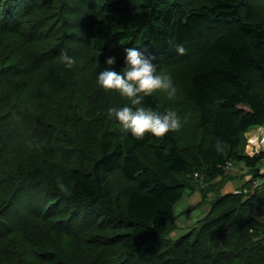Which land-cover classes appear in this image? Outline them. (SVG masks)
<instances>
[{"label":"trees","instance_id":"trees-1","mask_svg":"<svg viewBox=\"0 0 264 264\" xmlns=\"http://www.w3.org/2000/svg\"><path fill=\"white\" fill-rule=\"evenodd\" d=\"M76 1L86 10L88 3L93 2L91 7L96 3ZM200 2L177 10L161 0H101L97 9L90 11L93 14L86 29L80 30L85 35L81 49L88 48L95 56L88 77L93 84L108 56L116 57L111 67L122 70L127 45L146 56L176 62L177 44L196 45L195 34L201 26L222 24L196 46L192 76L185 85L186 97L197 109L199 132L208 137L197 144L193 156H187L176 131L163 137L146 133L143 139H136L115 119L106 122V115L101 114L107 110L96 104L91 89L84 90V97L67 100L75 77L74 70L62 63L61 53L76 54L78 29H83L85 19L78 7H66L63 0H0V125L12 121L27 133V138L20 140L19 133L0 129V167L4 173L23 175L31 183L12 193L14 186L24 184L0 181L12 190L4 197L13 194L9 200L0 198V259L15 242L14 236L37 234L41 239L53 231L49 229L55 226L52 217L60 211L56 209L60 196L64 197L60 194H65L77 210L84 208L87 217L78 221V229L72 220L75 237L80 240L82 234L85 240H112L118 244L117 252L129 255L127 264H264V223L251 214L239 215V207L245 210V204H237L241 193L222 197L217 192L205 219L176 239L167 237L176 228L171 220L175 205L187 189L195 188L190 180L194 173L215 179L226 175L223 166L231 162L250 170L249 184L262 176L257 167L264 152L246 154L242 143L244 133L264 125V94L256 89L257 83L264 85V24L251 20L250 0ZM125 8L130 9L122 13L128 16L123 27L108 28L109 10ZM66 9V19L71 13L75 20L68 24L67 32L55 30L52 21L61 19ZM191 52L182 57L193 55ZM142 106L165 111L152 95L144 97ZM91 121L99 126L85 127ZM57 132L65 134L67 146L63 147L77 154H82L81 139L94 137L95 148L89 150L90 158L82 167L63 163L51 136ZM218 144L226 147L217 151ZM112 176L120 180L113 184ZM0 193H5L1 187ZM251 199H256L251 201L253 206L264 202V195L253 194ZM226 200L236 205L226 207ZM96 212L111 219L113 226L100 233L91 230L89 219L97 221ZM42 242H38L40 246ZM112 254L110 246L101 245L94 264H110ZM9 257L4 256L5 260ZM24 257L22 260L27 259L26 254Z\"/></svg>","mask_w":264,"mask_h":264},{"label":"rangeland","instance_id":"rangeland-1","mask_svg":"<svg viewBox=\"0 0 264 264\" xmlns=\"http://www.w3.org/2000/svg\"><path fill=\"white\" fill-rule=\"evenodd\" d=\"M100 1L101 0L95 1L96 2L94 5L95 7H91L89 5V4H92L93 2L88 3L87 10L85 7L81 6L80 2L76 0H63L62 4L64 5L66 4V7L76 6L78 7V9H80V11H82V13L81 12L80 13L82 17H84L85 19L81 23V25H83L82 26L83 29L82 28L78 29L80 31V30L86 29L85 26L87 25V22L90 23V20L88 19V17H91L93 14V12H90V11H92L94 8L97 9V6L98 4H100ZM161 1L163 3L175 6L177 10L179 9L182 10L184 8L197 6L201 3L200 2L201 0H161ZM250 4L252 7V14H253L251 20L259 21L262 24H264V0H250ZM59 6H62V5H59ZM59 6H58V10L61 11ZM127 9H130V8H127ZM127 9L126 8L123 10L118 9L117 11L109 10L110 20L107 23L108 28L114 29V30L121 29L123 27V21L126 18H128L127 14L122 15V13ZM50 13H53V11H50ZM68 13H69V9L68 10L66 9L64 10L63 16L61 19H59L58 21L56 19L55 22L52 21V24L55 30H62L64 32H67L68 24H70L72 21L75 20V19L72 20L73 16L71 13L69 15V18L66 19V16ZM221 28H222L221 23H213L211 25L209 24V25L201 26L198 32L195 34V37L197 38V41L195 42L196 45L192 44L190 46H185L187 52L192 50L191 53H193V55L191 54L190 56H186L184 58L182 57V55L178 54L176 55V58H177L176 62L175 61L167 62L165 58L163 59L161 56H158V55L154 57L153 62L157 65V71L167 73L172 77L174 86L176 88V93L174 96L169 97L166 94V92L157 90L151 95L155 99H157L159 105L165 111L169 108H173L177 110L178 114L180 115L181 121H182V127L178 131H176V134H178L179 136V139L182 145V151H184L187 156L188 155L193 156V154L196 153L195 151L197 148V144L203 143V141H206L208 137L202 136L201 132H199L200 128L195 121L197 109H195L194 105L192 104V101H190L186 97L185 85L190 81V78L192 76L191 69L194 66V55H195L194 52H196L195 51L196 46L197 45L200 46L202 41L205 38H207L210 33H213L214 30H220ZM78 36L80 37H78L79 38L78 47L75 49L76 54L72 55L73 57H75L76 63L71 68L72 71L74 70L73 77H75V81L73 83H75V85H73L74 89L71 90V93H68V95L66 96L67 100H71V98L84 97L83 95L84 90H87L89 92L88 89H91V92L93 93L91 97L93 98V100H95L97 105L102 106V108L104 107L103 109L104 111H106L109 107H113V106L121 107L125 104H130V100L127 97L121 96L119 92H113V90H105L101 86H99L97 83L93 82L92 84L88 80L89 68H90L89 65L95 56L93 57L92 55H90L92 52L91 51L88 52L87 51L89 50L88 48L86 50L81 49L83 43L85 42L84 33L81 32L80 35ZM73 45H75V43H73ZM127 48H130V46L127 45ZM179 58L183 60H178ZM76 83H81V86ZM256 89L259 90L262 94H264V85L261 82L256 84ZM101 115H104V116L106 115L105 117L106 122L110 120V118L107 115V112ZM11 122L12 121H6L7 126L0 125V129H8V130L10 129L9 131L17 135L19 133L21 137L20 140H23V138H27L25 136L27 133L21 128V126L17 125V127H14L11 124ZM94 123L95 122H92V121L90 123H86L85 127L88 125L89 127L92 126L91 128H93L95 125L99 126L97 122L96 124ZM10 127L11 128L14 127V128L11 129ZM259 127L261 128H255L253 130L250 129L249 131L244 133V142L242 143V151L244 153L250 154V155L257 153L256 151L257 149L255 150L256 146L251 145L249 141L252 138H256L257 141H260L261 136L264 134V125L259 126ZM17 128H19V130H17ZM48 133L52 134L51 131ZM60 133L58 132L53 133V135L51 136L54 138V142L56 143L57 147H59L58 152L61 156L63 163L72 168L82 167L83 162L88 161L90 158L89 153H88L89 150L95 148V140H93L94 137L91 138L90 136L91 139L82 138L80 146H79L80 152L82 154H77L74 151H71V152L67 151L68 150L67 147L65 148L63 147V146H67V144H64L63 142V138L65 134L60 135ZM95 133L93 134L90 133V134L93 136ZM82 135L84 136L85 134H82ZM76 144L78 145V143ZM11 146H12V149H14V145L11 144ZM31 146H35V144ZM71 146L73 147V145ZM10 150L11 149H9L8 147V151ZM260 152H263V151H260ZM236 168L238 167L235 165L233 166L232 170L226 172V175L217 177L219 178L217 181H215L218 184L217 186L213 184V181L216 178L210 179L209 177H206L205 175H204L205 177H201L200 173H198L197 176L193 175L191 176L192 179L190 178V180L193 182V184H195L194 186L195 188L187 189V191H185L184 194H186L188 191H194V190L200 191L201 197H202L201 202L197 204V206H195L194 208L198 207L199 205L201 208L202 207L201 204L206 203V198L208 200V193L210 189L213 187V186L210 187V185L213 184L214 186H216L215 192H217L218 186H220L221 182L227 179H233L234 174H232V171L235 170ZM257 168L259 170L263 169V171H260V172L262 173V176H264V163H263V166L262 164H259ZM0 172L3 173L0 176V181L9 179L12 181L14 180V182L18 183L17 185L24 184V185H19L16 187L14 186V189L12 191L8 187L0 183L2 192L3 191L5 192L3 194L0 193L1 201L9 200L13 197V194L8 197H4L6 193L10 194L11 191L13 193L14 191H17L18 188H20L21 190L24 187L27 188L31 186V183L24 180L25 178H23V175L16 176L13 174H6V172L4 173V170L1 167H0ZM5 175H8L9 177ZM117 178H119L120 180L119 176H112L110 180L114 184L116 182L115 179ZM40 184L41 183H39L38 185L42 187V185ZM36 187L39 188L38 186H35V188ZM40 189L42 190V188H39V190ZM260 192H261L260 190L258 191V193L257 191H253V192L249 191L247 193H245V191L243 190L240 192L238 191L237 193H241V194H239L240 200L237 201V204L239 205L245 204V207H243L245 210H242V208L239 207L238 213L239 215L241 213H243V215L251 214V216H253L254 219H256L259 222L264 223V202H260V203H257L256 205L251 206V201H254L257 199L256 198L252 200L251 199L252 195L259 194L260 196H263L264 194ZM23 193L25 192L24 191L21 193L19 192L16 200L19 199V196H23ZM34 193H37V192H34ZM213 194L217 196V193H213ZM60 195H64V197L60 196L59 199L61 202L58 201L60 204L59 206L56 207V209L60 211L59 213H57L56 215H53L52 217V220H54L55 226L53 225L50 228L48 227L49 229L53 228V231H50L49 233L43 235L41 239L38 238L37 234L30 235L26 233L24 236H14L13 239L15 242L6 247L7 250L5 252L7 253L5 255L4 253L3 255L1 254L3 259H0L1 260L0 264H23V262L24 264H38L37 262H41L39 264H94V257L96 256L98 252V248L101 245H105V246L107 245L108 247L110 246V250L113 253L112 256H110V264H119V263L125 264L126 263L125 260L127 259V257H129V255L128 256L125 255L124 252H117L115 248L118 247V244H115L112 240H109L107 238L103 239V237L101 238L94 237V239H97V240L89 239V238H86L85 240L82 234L80 236V240L75 237L76 234H74V230H73L74 228L72 227L73 224L71 225V222L72 220H75V225L73 226L75 227V229H78L76 224L78 223L79 220H82L86 217V215L84 214L85 210L83 207H80L79 210H77L76 209L77 205L74 202H72L69 197H65V194H60ZM50 196L48 197L50 198ZM210 197L211 195L209 196V198ZM41 198L43 197H40V199ZM181 200L179 202H181ZM244 200H247V201H244ZM227 201L228 200H226L225 202ZM50 202H53V200ZM234 203L235 202H227L226 207H230L231 205L235 206L236 204ZM187 205L188 204H186L185 201H182L181 203H179V206H182V207H186ZM178 210H179V207L177 204L173 211V215H171V220L173 222L175 221L174 215L178 213ZM43 212L44 210H42V213ZM75 212L77 213V217H76ZM184 213L185 212L182 213L183 216H181V218L179 219L188 220L189 217H192V214L187 215L188 214L187 213L185 215ZM96 214L98 215L99 213L96 212ZM207 214L204 215L201 220L205 219ZM74 215H75V219H73ZM234 216L235 215H233V218H235ZM230 217L226 218L225 220L226 221L229 220ZM89 220L92 222L90 224L91 230L96 231L98 233L104 232V228H108L109 226H113L114 224L111 219L107 218V216L105 217L103 214L101 216L98 215V218H96L97 221L93 222L91 218ZM201 220H199L198 222H200ZM58 222H61V223H58ZM84 222H87V219ZM61 226H62V229L60 230L57 229V228H60ZM66 230H70V233L69 232L66 233ZM173 231H175V233L170 232L169 234H167V237L171 239H175L183 234L182 229L178 230L177 228H175ZM186 232L188 231L185 229V233ZM38 242H42V245L40 246ZM12 246H15V247L11 249ZM25 254L27 255V259L22 260V258H25L24 257ZM8 255H10L9 260H5L4 256L8 257Z\"/></svg>","mask_w":264,"mask_h":264},{"label":"clouds","instance_id":"clouds-1","mask_svg":"<svg viewBox=\"0 0 264 264\" xmlns=\"http://www.w3.org/2000/svg\"><path fill=\"white\" fill-rule=\"evenodd\" d=\"M182 44L175 46L179 55L186 53ZM64 66L71 69L75 57L66 51L61 53ZM154 57L146 56L135 47L125 49L124 65L122 70L116 71L111 66L116 63L115 56L105 59V67L97 73V83L105 90H116L123 97L130 100V104L121 107H109L107 115L110 119L119 122L122 130L130 133L136 139H143L146 133L155 137H163L171 131H178L182 127L181 117L177 110L169 108L166 111L154 110L142 106L144 97L150 96L157 90L166 92L169 97L176 93L172 77L164 72L157 71ZM226 145H217V151L223 150Z\"/></svg>","mask_w":264,"mask_h":264},{"label":"crops","instance_id":"crops-1","mask_svg":"<svg viewBox=\"0 0 264 264\" xmlns=\"http://www.w3.org/2000/svg\"><path fill=\"white\" fill-rule=\"evenodd\" d=\"M264 160L260 162V164L263 163ZM238 168H236L235 170L232 171L233 175V179H227L224 180L223 182H221L220 186H218L217 192H218V196H230V195H234L237 194V192L239 191H245V193L251 191H261L260 193L264 194V183L256 188L254 190V188L252 187V184H249L248 181L251 180V172L250 170L245 167L242 164L237 165ZM260 171H263V169H260ZM219 178L216 177V179L213 181V184H215L216 186L218 185L215 181H217ZM247 181V182H246ZM247 183V184H246ZM215 186V187H216ZM215 187H212V189L214 188V191H212V189L209 191L208 193V200L206 198V203H202V207L200 208V205L196 208H194L195 206H197V204H199L201 202V193L198 190H194V191H188L186 194H184L182 196V201H185L186 204H188L186 207H182L179 206V210L178 213L176 215H174L175 217V224H176V228L178 230H183V234H185V229L187 231H189L191 228L195 227L198 224V221L201 220L203 218L204 215H206L210 210L211 207V200L215 198L216 195H214L213 193H217L215 192ZM187 191V190H186ZM237 191V192H236ZM211 195V197L209 198V196ZM176 204V205H177ZM175 205V207H176ZM174 207V209H175ZM190 210V211H189ZM174 211V210H173ZM173 211L171 213V215H173ZM183 212H185L184 214L189 215L192 214V217H189L188 220H182L179 219L181 218V216H183ZM172 233H175V231H172ZM182 234V235H183ZM181 236V235H180ZM178 238V237H177ZM176 239V238H175Z\"/></svg>","mask_w":264,"mask_h":264},{"label":"built area","instance_id":"built-area-1","mask_svg":"<svg viewBox=\"0 0 264 264\" xmlns=\"http://www.w3.org/2000/svg\"><path fill=\"white\" fill-rule=\"evenodd\" d=\"M256 128H261V127H256ZM249 142L251 143V145L256 146L255 150L257 149L256 150L257 153L260 151L264 152V134L261 136L260 141H257L256 138H252ZM233 166L234 165L231 162H228L225 166H223V171L228 172L233 169ZM195 175L197 176V173H195ZM263 183H264V176H259V177L254 178L251 184H252V187L255 189V188L260 187Z\"/></svg>","mask_w":264,"mask_h":264},{"label":"bare ground","instance_id":"bare-ground-1","mask_svg":"<svg viewBox=\"0 0 264 264\" xmlns=\"http://www.w3.org/2000/svg\"><path fill=\"white\" fill-rule=\"evenodd\" d=\"M103 133V132H102Z\"/></svg>","mask_w":264,"mask_h":264},{"label":"water","instance_id":"water-1","mask_svg":"<svg viewBox=\"0 0 264 264\" xmlns=\"http://www.w3.org/2000/svg\"><path fill=\"white\" fill-rule=\"evenodd\" d=\"M227 227V226H226Z\"/></svg>","mask_w":264,"mask_h":264}]
</instances>
